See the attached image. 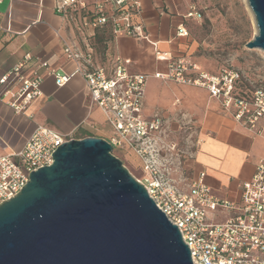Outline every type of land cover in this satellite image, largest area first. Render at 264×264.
<instances>
[{
	"label": "built area",
	"instance_id": "1",
	"mask_svg": "<svg viewBox=\"0 0 264 264\" xmlns=\"http://www.w3.org/2000/svg\"><path fill=\"white\" fill-rule=\"evenodd\" d=\"M54 9L65 15H83L82 26L91 35L109 25L115 35L137 39L148 36L144 24L137 20L142 12L141 0H54ZM202 14L191 5L187 17ZM179 36L188 35L184 24L178 26ZM69 58H84L81 66L86 79L89 105L98 107L111 129L107 139L113 151L134 154L145 173L136 177L157 206L179 228L189 246L195 264H264V157L256 164L251 179L242 183L239 203L217 197L204 181L205 172L193 181L188 190H181L166 171L164 161L176 145L169 139L163 118L143 113L146 87L151 75L131 72L119 57L110 65L94 61L93 52L82 53L73 46L65 48ZM27 54L0 77V99L6 100L14 112L25 113L42 94V83L49 74L59 85L68 75L50 68L48 60L38 59L31 68ZM46 71V72H44ZM154 76L207 89L218 99L223 109L231 113L246 128L257 134L264 132V87L252 91H236L237 72L223 69L212 73L185 56L170 57L168 71ZM75 138L72 132H61L38 123L24 146L0 155V204L14 197L29 181L33 170L50 165L52 153L62 143ZM164 169V170H163ZM233 211L224 221L218 215Z\"/></svg>",
	"mask_w": 264,
	"mask_h": 264
},
{
	"label": "crops",
	"instance_id": "2",
	"mask_svg": "<svg viewBox=\"0 0 264 264\" xmlns=\"http://www.w3.org/2000/svg\"><path fill=\"white\" fill-rule=\"evenodd\" d=\"M141 1L142 12L137 20L144 24L148 36L137 39L115 35L109 25L91 35L92 30L82 26V14H59L54 0H0V77L27 54L31 55L27 68L38 59L48 60L51 69L69 76L59 85L55 75L46 74L43 94L25 113H15L6 100L0 99V155L21 149L38 123L72 132L75 138H109L111 129L104 124L103 113L89 105L81 69L84 58L73 59L65 54V48L73 46L83 54L92 51L98 64L110 65L119 57L131 72L151 75L144 115H160L169 139L182 140L187 129L195 134L192 144L180 146L181 167L186 175L173 177L178 187L188 190L204 171V181L217 197L239 203L242 183L251 179L257 162L264 157V132L257 134L243 126L207 89L154 76L158 71H168L170 57L186 51L187 35L179 36L177 31L180 24L187 27L191 5L187 0ZM260 123L264 126L263 119ZM232 212L218 215V221H224Z\"/></svg>",
	"mask_w": 264,
	"mask_h": 264
},
{
	"label": "water",
	"instance_id": "3",
	"mask_svg": "<svg viewBox=\"0 0 264 264\" xmlns=\"http://www.w3.org/2000/svg\"><path fill=\"white\" fill-rule=\"evenodd\" d=\"M264 49V0H248ZM0 204V264H195L177 225L103 137L72 138Z\"/></svg>",
	"mask_w": 264,
	"mask_h": 264
},
{
	"label": "rangeland",
	"instance_id": "4",
	"mask_svg": "<svg viewBox=\"0 0 264 264\" xmlns=\"http://www.w3.org/2000/svg\"><path fill=\"white\" fill-rule=\"evenodd\" d=\"M187 1L202 16L197 19L189 17L186 20L187 46L186 51L181 52L182 55L179 56L195 60L212 73L218 74L223 69L239 73L236 91L250 92L257 87H264V49L247 46V42L258 34V26L249 1ZM104 124L107 126L106 122ZM183 134L185 138L180 141L170 139L176 147L164 161L166 171L171 177L177 179L184 178L186 175L181 167L183 152L180 151V146L181 144H192L195 135L191 129H187ZM114 151L122 157L124 164L135 177L145 176L144 171L140 169L138 158L134 154L125 157L120 154L119 150L115 149Z\"/></svg>",
	"mask_w": 264,
	"mask_h": 264
},
{
	"label": "trees",
	"instance_id": "5",
	"mask_svg": "<svg viewBox=\"0 0 264 264\" xmlns=\"http://www.w3.org/2000/svg\"><path fill=\"white\" fill-rule=\"evenodd\" d=\"M113 152H114V154H116L115 151H113ZM120 152H121V153H120ZM120 152H119V153L122 154V155H124L125 157L131 154V153H128V152H126V153H125V152L122 153V151H120ZM116 155L122 159L121 156H119L118 154H116ZM128 158H129V157H128ZM129 159H130V158H129ZM122 160H123V159H122ZM123 162H124V160H123Z\"/></svg>",
	"mask_w": 264,
	"mask_h": 264
}]
</instances>
